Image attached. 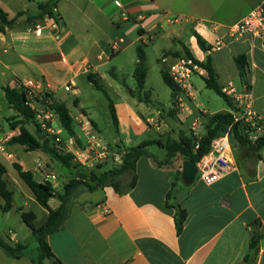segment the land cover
<instances>
[{"label":"crops","instance_id":"obj_1","mask_svg":"<svg viewBox=\"0 0 264 264\" xmlns=\"http://www.w3.org/2000/svg\"><path fill=\"white\" fill-rule=\"evenodd\" d=\"M49 1L0 0V7L8 14L9 20L16 19L12 28L0 33V88L3 91L6 87L16 88L19 82L24 81L41 83L55 100L65 105L59 94L65 91L69 82H73L75 91L72 94L76 97L73 105L80 108V115L88 117L79 101L83 95L79 81L87 77L96 88L93 81L99 83V77L106 79L107 72L120 81L124 76L123 68L129 66L131 81L121 83L127 89L133 88L131 97L119 95L118 101L112 100L119 121L116 141L119 147L115 143L111 148L108 143L113 150L109 151V160L102 164L107 165L98 172L121 165L124 151L129 147L143 142L165 145L161 140L150 138L154 132H164L163 135L173 133L176 137L173 141H178L183 131H189L188 128L169 125V118L173 117L175 109L173 102L171 109L158 112L156 117L148 107L150 95L148 99H142V95L147 93L145 87L149 70L145 46L158 53L162 69L168 67L161 61L167 53L183 56L187 48L202 61L210 55L220 85L233 84L238 93L248 86L252 108L264 120L262 40L249 36L240 39L225 37L226 47L223 50L207 54L199 48L194 33L206 44L211 43L215 36L208 25L170 24L163 14L183 13L176 11L172 5L164 4L165 1L57 0L54 13L63 31V38L58 41L49 31L39 36L31 29L38 21L31 18L39 14V4ZM259 2L250 0L238 18L219 24L228 27L238 23ZM202 3L203 0H197L196 4ZM23 15L27 16L26 20L19 22ZM28 18L29 23H26ZM130 23L139 24V27L135 28ZM146 35L150 36V42L141 45L140 38ZM114 44L117 45L113 47ZM140 46L147 56V79L142 90H139L134 78L138 64L137 48ZM238 56H245L247 61L246 83L241 80L235 62ZM9 107L18 117L17 112ZM227 113H232V110ZM1 114L0 106V123ZM214 114L209 112V116ZM176 116H179L178 112ZM76 117L79 116H73ZM206 118H202L203 125ZM5 119L8 121L9 118ZM90 120L100 133L97 123ZM29 126L32 124L26 125L27 130L35 136ZM11 127L9 131L0 125V164L7 171L5 179L9 175V167L15 170L14 164L32 172L39 183H44L47 174L56 173V179H59V167L46 160L45 153L34 152L37 156L33 160L29 158V164H33L30 166L12 151L14 146H20L12 144L11 140L19 136L21 130L19 126ZM164 127L168 130L164 131ZM6 138V152H2L1 146ZM160 144L153 146L166 151ZM233 150L238 171L212 186L197 178L192 184H187L182 177L185 163L182 158L176 157L171 165L159 167L156 161H164L167 154L160 159L149 152L156 161L148 157L138 161L137 182L129 192L122 194L109 186L94 192H83L75 199L63 228L47 238L53 254L61 264H264V151L261 152L263 158L258 160L253 156L257 154L250 153L246 148L236 147ZM251 161H254L253 169ZM66 172L73 176L70 170ZM69 176H64L61 188L69 183ZM55 180L50 183L57 190ZM49 206L55 210L60 202L52 199ZM179 211L186 213L181 232L176 225ZM255 236H260V239L255 250L251 251L250 244ZM45 264L56 263L50 259Z\"/></svg>","mask_w":264,"mask_h":264},{"label":"trees","instance_id":"obj_2","mask_svg":"<svg viewBox=\"0 0 264 264\" xmlns=\"http://www.w3.org/2000/svg\"><path fill=\"white\" fill-rule=\"evenodd\" d=\"M56 7L57 0H50L49 2L41 3L38 6L39 14L31 19H57V16L54 13ZM26 23H29V18ZM15 24L16 19L9 20L8 14L0 7V33L5 32L7 28H12ZM196 38L199 48L206 53L208 51V45L200 36H196ZM165 55L173 56L174 58L187 56L196 59L194 54L187 48H185L183 56L172 53H167ZM137 58L138 64L134 72V78L137 82L139 90H142L147 79V56L144 52V48L141 46L137 48ZM235 62L237 64L241 80L246 83L248 71L245 56H238L235 59ZM200 64L207 70L208 73L207 77L203 79L205 81L206 88L224 99L229 109L233 110L234 106L232 101L223 93V87L220 85L217 74L213 69L211 56L207 55L205 60ZM161 75L166 86L172 91V102L174 104V99L178 89L169 77L166 68L162 69ZM93 83L98 90L105 92L98 82L93 81ZM247 88L249 89L248 86ZM4 93L8 104L17 112V118L20 119L16 122V124L12 125L19 126L21 133L19 136L12 138L11 143L14 145L24 146L31 152L41 151L45 154H49L55 160L62 163L65 168L70 170L74 162L73 156L59 153L55 149L54 138L41 135L38 124L35 121L34 112L26 105L27 93L25 90L18 87H6L4 88ZM105 95L109 101L112 123L118 134L119 121L116 109L110 96L106 92ZM47 96L52 100V105L49 108L56 114L61 128L71 138L78 137L76 131L78 125L67 107L55 100L51 93H47ZM173 112L172 116L174 117L177 115L176 109H174ZM27 124H34L37 136L32 135L27 130ZM204 126L205 134H203V137L198 142L199 148L197 150L195 149L197 140L189 131H183L180 134L178 141L169 140L165 145H162L159 142H143L136 146L129 147L124 151L122 163L119 167L108 168L101 173L98 172L101 171L105 165H107L105 164L94 168V171L92 170L89 174H82L80 172L77 174L73 173V176L75 177L69 181V183L64 187L63 192L60 193L57 192L51 183L37 182L32 172L25 171L20 165L14 164V168L20 179L31 190L36 203L45 209L48 212V215L45 223L41 226H37V218L34 214L29 212L21 213L24 223L32 232L37 243L36 253L28 252V247L20 242L13 244L11 241H6L1 236L0 249L8 258L13 260H20L27 257L32 264H45L47 260L53 259L56 264H61L53 254L47 242V238L63 228L69 218L75 199L83 192H94L95 190L109 186L113 187L117 192L122 194L129 192L135 187L137 182L136 168L138 161L142 157L152 158L156 161V158H154V156L148 151V148L151 145L160 144V146L166 150V159L162 162L156 161L159 167L171 165L176 157H180L184 161L198 163L210 152L213 142L225 133L229 134L231 143L232 140L236 141V146H234L235 148L237 146L246 148L252 154H259L264 151V134H262L256 142L250 141L245 129L240 125L234 124L231 113L208 116ZM77 142L81 144L79 139ZM50 144H52V147L49 146ZM116 147H119L118 143H116ZM79 166V164L75 165L76 168ZM6 173L7 171L5 167L0 164V198L3 201L0 202V214L9 213L14 209V193L8 188L7 181L5 180ZM52 199H56L60 202L59 208L55 210L51 209L49 202ZM178 214L179 216L176 225L178 231L181 232L186 219V213L184 211H179ZM259 239L260 236L253 237L250 244L251 251L255 250Z\"/></svg>","mask_w":264,"mask_h":264},{"label":"built area","instance_id":"obj_3","mask_svg":"<svg viewBox=\"0 0 264 264\" xmlns=\"http://www.w3.org/2000/svg\"><path fill=\"white\" fill-rule=\"evenodd\" d=\"M168 21L170 24L193 23L198 26L208 25L215 38L214 41L207 44V54L223 50L226 47L225 37L240 39L249 36L264 42V0H260L259 4L238 23L228 27L203 21L198 24L187 17L168 19ZM31 29L39 36L43 32L49 31L56 40L60 41L63 38V31L57 19L45 18L38 20ZM140 41L141 45L147 44L150 42V36H141ZM196 42L198 44L197 38ZM115 45L117 44H114L113 47ZM161 61L163 64H168L166 70L178 89L174 99V107L179 116L182 117L183 122L186 121L190 124L189 132L197 140L195 146L197 150L199 148L198 142L203 137L202 129L204 125L202 118L209 116V112L200 106L198 90L193 78H206L208 75L207 70L200 64L203 62L202 60L187 56L174 58L165 55L161 58ZM17 87L24 89L27 93L26 105L33 110L41 135L54 138L55 149L59 153L64 152L72 155L75 163L89 169H94L109 160L110 146L108 142L94 128L93 123L86 115L82 114L75 118L82 137H72L67 148H64L61 146V131L58 129L57 116L49 108L52 105V100L47 96V93L50 92L43 84L32 81L19 82ZM65 91L74 93L75 84L69 82L65 86ZM222 91L232 101L234 106L231 113L234 124L242 126L249 140L256 142L264 134V120L252 108L251 90L245 86L244 91L238 93L236 87L233 84H229L224 86ZM78 139L81 144L77 142ZM6 143H8L7 138L3 140L2 152H6ZM196 164L198 169L196 178L207 186H212L225 176L237 172L238 164L229 134L225 133L218 137L213 142L210 152ZM55 179V175L47 174L44 176L43 182L50 183Z\"/></svg>","mask_w":264,"mask_h":264},{"label":"rangeland","instance_id":"obj_4","mask_svg":"<svg viewBox=\"0 0 264 264\" xmlns=\"http://www.w3.org/2000/svg\"><path fill=\"white\" fill-rule=\"evenodd\" d=\"M165 1L164 4L172 5V7L183 14H163L166 15V19L173 20L175 18L187 17L194 20L196 23H200L202 21L209 23H226L229 22L230 19L238 18L247 8L250 0H203L202 5H197V0H160ZM195 8L194 12L193 9ZM169 15V16H168ZM135 28L139 27V24H132ZM181 24V23H180ZM134 28V29H135ZM189 33V31H188ZM191 34V33H189ZM195 37L199 36L194 33ZM191 36V35H190ZM214 41V40H213ZM150 47L145 46V51L148 54V82L146 84L145 90L146 94L142 95V99H148L150 95L151 103H149L148 107L152 111V114L158 117V112H167L172 108V91L163 81L161 71L162 65H160V61L158 58V53L149 50ZM107 70H110L108 68ZM124 76H121L120 81L114 79L109 75V72L106 73V79H102L99 77L98 81L103 90L110 96V98L116 102L119 100V95L124 96L126 98H130V91L133 89L130 87L127 89L122 86L121 81L130 82L129 76V66L123 68ZM80 89L83 92L82 97L79 98V101L84 105V111L87 113L89 119L95 121L98 125V129L105 140L115 146L117 141V132L113 126L111 114L109 110V101L106 98L105 92L97 90L94 86H92L87 77H84L80 81ZM193 82L198 90L199 102L202 107L206 108L210 113L215 114H224L228 112L230 109L227 103L216 95L213 91L206 88L205 81L200 77H194ZM121 86V87H119ZM240 86V84H239ZM147 97H146V96ZM59 97L65 103L67 109L71 112L73 116H80L81 110L80 108L73 105V102L76 100V97L73 96L72 93L61 91ZM0 106L2 108L1 114V127L5 129H9L11 131L12 124H16L17 117L14 115V111H10V107L8 105L7 99L5 98L4 91L0 88ZM14 115V116H10ZM82 115V114H81ZM179 115V114H178ZM9 116V117H8ZM8 121H6V118ZM182 120L181 116H174L169 118V125L172 127H179L189 129L190 124L184 121L183 124L180 123ZM8 122V123H7ZM10 124V125H9ZM9 125V128H8ZM58 129L61 131V146L67 148L71 137L61 128L59 122H57ZM170 126V127H171ZM31 131L37 136L35 126H29ZM164 131L168 130V128H163ZM78 136L82 137V134L79 128L76 129ZM163 132V131H162ZM202 133L205 134V128L202 129ZM162 134V135H161ZM163 133H153L150 137L151 139L161 140L164 143H167L169 139L171 141L174 140L175 135L171 133V135ZM233 147L236 146V141L232 140ZM10 146V145H8ZM52 147V144L49 145ZM55 146V145H54ZM238 147V146H237ZM235 149V147H234ZM113 150V149H111ZM110 150V151H111ZM8 152H11L7 150ZM12 151L17 152L20 157L25 159L28 165L32 166L33 164H29V158L31 160L35 159L37 153H30L25 147L21 148L20 146H14ZM148 151L154 153L158 158L165 157L166 151L160 149L158 146L151 145L148 148ZM30 154H24V153ZM67 154V153H62ZM244 154V153H243ZM256 156L258 160L262 159V153H259ZM240 157V153H239ZM46 160H50L51 164L59 167V179L57 178L54 182V185L57 186V192H63L62 185L64 184L63 178L64 176H69L68 172L65 173L68 169L63 166L62 163L55 160L49 154H46ZM112 160V157L110 158ZM252 169L254 161H251ZM78 163L73 162V166L70 169L73 173H82L89 174L94 169H89L83 166H79L78 168L75 165ZM120 165H116L119 167ZM57 171V168H55ZM58 173V172H57ZM65 173V174H64ZM56 175V173H55ZM75 176H69V179H73ZM8 183L9 189L14 193V209L6 214H0V236L3 237L6 241H11L13 244L22 243L28 247V252L36 253L37 243L34 239L32 232L29 230L27 225L24 223L21 213H32L37 218L36 224L37 226H41L45 223L47 216L46 210L43 209L39 204L36 203L34 196L31 190L26 186V184L20 179L18 173L12 168L9 167V175L5 179ZM58 201V200H57ZM1 202L2 199H1ZM59 202V201H58ZM0 264H32L31 261L27 258H24L20 261L13 260L8 258L5 253L0 249Z\"/></svg>","mask_w":264,"mask_h":264},{"label":"water","instance_id":"obj_5","mask_svg":"<svg viewBox=\"0 0 264 264\" xmlns=\"http://www.w3.org/2000/svg\"><path fill=\"white\" fill-rule=\"evenodd\" d=\"M26 15H23L22 18H19V22L26 20ZM198 169L197 164L192 161H185L182 177L187 184H192L197 175Z\"/></svg>","mask_w":264,"mask_h":264}]
</instances>
